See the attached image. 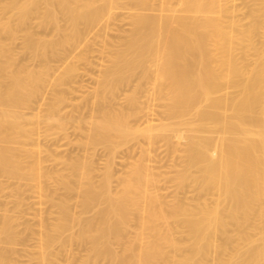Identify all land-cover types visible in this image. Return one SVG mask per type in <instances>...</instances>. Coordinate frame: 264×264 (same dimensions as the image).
I'll return each mask as SVG.
<instances>
[{
	"label": "bare ground",
	"instance_id": "obj_1",
	"mask_svg": "<svg viewBox=\"0 0 264 264\" xmlns=\"http://www.w3.org/2000/svg\"><path fill=\"white\" fill-rule=\"evenodd\" d=\"M244 2L0 0V174L19 180L0 264L19 243L25 264H264V0ZM72 123L81 159L42 147Z\"/></svg>",
	"mask_w": 264,
	"mask_h": 264
},
{
	"label": "rangeland",
	"instance_id": "obj_2",
	"mask_svg": "<svg viewBox=\"0 0 264 264\" xmlns=\"http://www.w3.org/2000/svg\"><path fill=\"white\" fill-rule=\"evenodd\" d=\"M239 2L245 3L244 0H239ZM244 9H245V7H244ZM14 48L16 50H19V48H20V42L19 41H17L14 44ZM84 82H87L85 84H87L88 86H89V84H90V86L93 84L90 81L88 82V80H85ZM86 88H87V86H86ZM88 97H90V96H88V94H87V92L85 90H83L81 92H78L76 95H74L72 97V113H76V114L79 113V114H81V116H85V114H86V116H88L89 113H90V109H91L90 101H89V104L87 103L88 102L87 101ZM89 107H90V109H89ZM66 109H67V111H69L70 106H68ZM24 110L25 111H29L27 109H24ZM138 122H136V123H138ZM67 134H68L69 138L72 139V143H70V144L67 143V139L66 138H62V136L59 135V136H56L55 138L50 139L48 141L43 139L41 141V145L44 148L47 147V148H50L52 150L55 149L56 152H58L59 154H72V157H77V158L81 159L82 155L84 153V150L82 149L81 146H79L75 142V140L78 137H81L82 134H84V132L83 131L80 132L78 129H76L74 127L73 123H72V125H70V124L68 125ZM139 140H140L141 145H142L143 138L139 139ZM134 141H131V142L133 143ZM137 142H139V141L138 140L135 141L134 143H136V144H134V143L133 144L131 143V144L136 146ZM159 144H161V143L160 142L157 143V147H156L155 153H158L159 156H163L164 158H166L165 153H163L165 151H161L160 150L161 151L160 152L159 150H157L159 148L158 147ZM139 146H140V144L136 146L138 148V149L136 148V150H135V147H134L133 151L132 150L128 151L129 154H127V150H126L124 152V156L126 155L127 158H129V159H131L132 157L136 158L137 153L139 151ZM143 146H145V145H143ZM159 149H161V148H159ZM103 151H102V148H100V147L96 149V155H94V161H95L94 163H95V165H96V163H97V165L98 164L101 165V163H98V162H102L103 161L102 158L105 157L103 155V153H104ZM49 165H51V164H49ZM119 165L118 164L115 165V167H117L116 170L118 172L120 171L119 168L122 169V167H123V165H122V167H121V165L120 166ZM57 166H59V165H57ZM0 180L2 181L3 185L5 186L3 189H0V208H1L0 211H2V209H4V208L12 209L13 205H14V199H13V197L11 195V192H12V189L14 188V186L18 183L19 180L16 179V178H8V177H6L4 175H1V174H0ZM113 184H115V182ZM76 194H77L76 191H72V201H74L76 199V197H77ZM22 198H23V200H24L26 205H29L30 202L33 199L31 194L28 193V192L24 193L22 195ZM28 211L32 212L33 209L29 208ZM0 245H6V244H4L3 242L0 241ZM15 247H16V250L14 251V253H12V257L16 258V264H25L26 256L24 255V251L21 249L22 245L19 243V244H16ZM74 247H77V246H74ZM78 248H76V249H78ZM81 252H83V251H81ZM32 264H34V263H32ZM98 264H104V262L101 261Z\"/></svg>",
	"mask_w": 264,
	"mask_h": 264
}]
</instances>
